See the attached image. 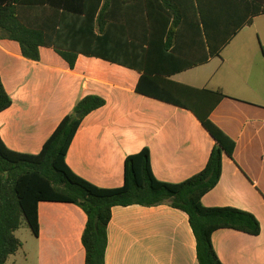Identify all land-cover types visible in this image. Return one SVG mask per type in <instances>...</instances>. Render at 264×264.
Returning a JSON list of instances; mask_svg holds the SVG:
<instances>
[{"label": "crops", "instance_id": "crops-1", "mask_svg": "<svg viewBox=\"0 0 264 264\" xmlns=\"http://www.w3.org/2000/svg\"><path fill=\"white\" fill-rule=\"evenodd\" d=\"M262 18L241 30L219 58L171 77L228 96L210 119L234 140L233 158L223 155L220 180L201 203L252 213L260 234L214 232L211 242L222 264H264V46L249 33ZM181 41V53L203 56L194 52L188 31ZM0 78L11 100L0 113V139L19 153L38 154L83 97L104 99L105 105L82 121L65 158L76 175L97 187L122 186L125 158L144 148L158 180L183 182L204 168L215 145L190 112L137 94L136 71L98 58L79 55L70 69L51 48H41L40 60L31 61L22 57L18 43L0 39ZM38 222V237L30 230L22 238L20 229L15 232L22 247L6 264H84L86 216L80 208L41 202ZM105 264H198L187 215L165 204L112 208Z\"/></svg>", "mask_w": 264, "mask_h": 264}, {"label": "trees", "instance_id": "trees-1", "mask_svg": "<svg viewBox=\"0 0 264 264\" xmlns=\"http://www.w3.org/2000/svg\"><path fill=\"white\" fill-rule=\"evenodd\" d=\"M261 15L264 0H0V39L18 43L23 58L39 61L40 49L51 48L70 69L83 55L134 70L137 94L190 112L215 141L204 168L183 182L158 180L144 148L125 158L122 186L101 188L65 161L84 118L105 105L97 95L80 99L38 154L12 151L0 139V264L21 249L15 232L22 224L38 237L41 202L73 204L85 214L84 264H105L107 227L117 206L165 204L184 212L198 264H222L211 242L218 230L258 236L260 225L252 213L201 203L220 180L223 155L233 158L234 140L210 119L228 96L222 89L195 88L171 77L219 58ZM186 31L201 58L181 53ZM10 105L0 78V113Z\"/></svg>", "mask_w": 264, "mask_h": 264}, {"label": "rangeland", "instance_id": "rangeland-1", "mask_svg": "<svg viewBox=\"0 0 264 264\" xmlns=\"http://www.w3.org/2000/svg\"><path fill=\"white\" fill-rule=\"evenodd\" d=\"M256 28H259L261 30L259 35L255 31ZM249 33H251L253 35V38L257 44L259 42L262 44L261 46H264V18L257 21L255 28H252L251 30H249ZM258 36L260 39L258 38ZM258 50L260 52L259 47H258ZM260 57H262L261 53H260ZM260 65H261L260 67H261L262 74H264V61H262V62L260 61ZM28 230L29 229L27 228V226L25 224H22V226L20 227L19 236L22 238V236H24Z\"/></svg>", "mask_w": 264, "mask_h": 264}, {"label": "water", "instance_id": "water-1", "mask_svg": "<svg viewBox=\"0 0 264 264\" xmlns=\"http://www.w3.org/2000/svg\"><path fill=\"white\" fill-rule=\"evenodd\" d=\"M77 116H79V114H77Z\"/></svg>", "mask_w": 264, "mask_h": 264}]
</instances>
